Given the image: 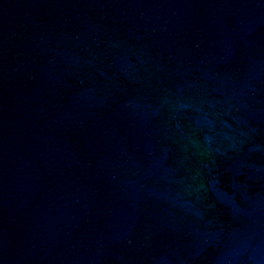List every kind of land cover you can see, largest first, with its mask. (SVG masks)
I'll return each mask as SVG.
<instances>
[{
  "label": "water",
  "instance_id": "95a60500",
  "mask_svg": "<svg viewBox=\"0 0 264 264\" xmlns=\"http://www.w3.org/2000/svg\"><path fill=\"white\" fill-rule=\"evenodd\" d=\"M0 264H264V0H0Z\"/></svg>",
  "mask_w": 264,
  "mask_h": 264
}]
</instances>
